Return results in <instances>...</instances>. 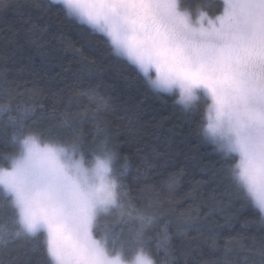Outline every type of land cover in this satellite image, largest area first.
<instances>
[{"label":"snow or ice","instance_id":"obj_1","mask_svg":"<svg viewBox=\"0 0 264 264\" xmlns=\"http://www.w3.org/2000/svg\"><path fill=\"white\" fill-rule=\"evenodd\" d=\"M58 3L66 16L103 33L154 90L178 92L176 102L185 110L195 111L205 97L206 119L199 122L198 135L222 154L238 194L259 209L264 227V0H222L219 14L200 11L196 19L183 0ZM6 4L3 0L0 7ZM45 35L34 26L33 42ZM83 59L88 71L96 67V61ZM70 91L92 97L96 88ZM13 100L9 96L0 103V137L10 135L19 150L6 157L7 167L0 166V189L14 207L18 226L0 234V250L17 238L43 235L50 264H186L168 225L154 231L159 198L138 201L149 186L133 187L140 183V166L133 176L136 154L121 155L120 136L101 115L109 100L99 98L90 138L67 114L45 122L55 115L54 107ZM37 111L44 115L35 118ZM145 165L151 166L147 157ZM113 214L116 222L110 223ZM117 225L121 251L113 253L109 242ZM127 250L134 253L131 260L124 258ZM248 251L264 264V244Z\"/></svg>","mask_w":264,"mask_h":264},{"label":"trees","instance_id":"obj_2","mask_svg":"<svg viewBox=\"0 0 264 264\" xmlns=\"http://www.w3.org/2000/svg\"><path fill=\"white\" fill-rule=\"evenodd\" d=\"M183 4L194 16L197 11L212 16L222 8L221 0H183ZM66 11L54 0H7L0 7V92L7 88L0 103L11 96L14 104L28 101L54 107L55 115L45 122L55 123L67 114L90 138L99 98L109 100L107 113L101 115L120 136L121 155L136 154L133 176L140 166V183L133 187L149 186L138 197L139 203L159 198L153 209L157 213L154 231L168 225V234L179 245L186 264H252L253 260L259 264V257L248 249L264 244L260 211L238 194L222 154L197 132L201 119H206L205 97H200L195 111L185 110L176 102L177 92L154 90L136 65L113 51L103 33L66 16ZM34 26L45 29V40L33 42ZM83 57L96 61L92 71L86 69ZM89 88H96L95 96L70 91ZM42 115L37 111L35 118ZM18 150L10 135L0 137V166L7 167L6 157ZM144 157L150 167L141 166ZM16 220L14 207L0 189V234L14 231ZM110 220L115 223L116 215ZM119 229L117 225L109 242L113 253L121 250ZM43 238H17L0 250V261L50 264ZM157 242L151 243L153 252Z\"/></svg>","mask_w":264,"mask_h":264},{"label":"rangeland","instance_id":"obj_3","mask_svg":"<svg viewBox=\"0 0 264 264\" xmlns=\"http://www.w3.org/2000/svg\"><path fill=\"white\" fill-rule=\"evenodd\" d=\"M54 1H57L58 2V0H54ZM222 1V0H221ZM221 11H222V8H221ZM199 12L200 11H197V15H193V18L194 19H196V18H198V15H199ZM208 14V13H207ZM217 14H219V12L218 13H216L215 15H217ZM209 15V14H208ZM215 15H212L213 17L215 16ZM209 16H211V15H209ZM77 19V18H76ZM78 20V19H77ZM84 23V22H83ZM85 24H87V23H85ZM88 25V24H87ZM90 26V25H89ZM124 57V56H123ZM125 58H127V57H125ZM152 75L154 76L155 75V73H154V70L152 71ZM165 92V91H164ZM178 93V92H177ZM109 219V222L111 221L110 219H111V216L108 218ZM97 238H99V237H97ZM119 251H121V250H119ZM131 250H128V252L124 255V258L126 259V260H131L132 259V257H133V255H134V253H132L131 254ZM127 255V256H126Z\"/></svg>","mask_w":264,"mask_h":264}]
</instances>
